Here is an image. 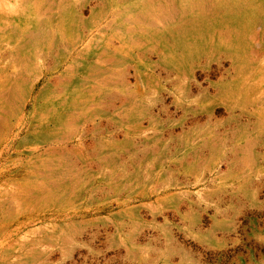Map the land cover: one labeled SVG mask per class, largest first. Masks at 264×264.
I'll return each mask as SVG.
<instances>
[{
	"label": "rangeland",
	"instance_id": "1",
	"mask_svg": "<svg viewBox=\"0 0 264 264\" xmlns=\"http://www.w3.org/2000/svg\"><path fill=\"white\" fill-rule=\"evenodd\" d=\"M11 2L0 264H156L151 235L178 206L154 185L174 145L264 136V0Z\"/></svg>",
	"mask_w": 264,
	"mask_h": 264
},
{
	"label": "crops",
	"instance_id": "2",
	"mask_svg": "<svg viewBox=\"0 0 264 264\" xmlns=\"http://www.w3.org/2000/svg\"><path fill=\"white\" fill-rule=\"evenodd\" d=\"M174 148L180 160L154 185L173 187L178 206L151 235L156 264H264V136L192 137ZM180 206L188 217H181Z\"/></svg>",
	"mask_w": 264,
	"mask_h": 264
},
{
	"label": "clouds",
	"instance_id": "3",
	"mask_svg": "<svg viewBox=\"0 0 264 264\" xmlns=\"http://www.w3.org/2000/svg\"><path fill=\"white\" fill-rule=\"evenodd\" d=\"M2 7L4 9H7L9 11L15 9L17 7V5L13 2H11V0H2Z\"/></svg>",
	"mask_w": 264,
	"mask_h": 264
}]
</instances>
